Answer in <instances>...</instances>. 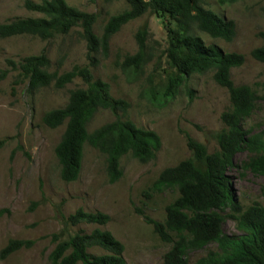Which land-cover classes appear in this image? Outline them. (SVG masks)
I'll use <instances>...</instances> for the list:
<instances>
[{"label": "rangeland", "instance_id": "374dc122", "mask_svg": "<svg viewBox=\"0 0 264 264\" xmlns=\"http://www.w3.org/2000/svg\"><path fill=\"white\" fill-rule=\"evenodd\" d=\"M27 1L41 3L43 0H0V22L42 17L26 8ZM66 2L97 15L94 30L99 37L112 16L129 9L127 0ZM201 3L235 23L236 35L231 42L213 39L200 31L197 34L208 45L245 56L243 66L232 70V80L236 86H250L256 93V110L244 126L251 137L264 138V64L251 55L253 50L264 46V0H201ZM168 22L150 12L129 22L112 37L108 56L100 54L99 65L91 68L95 79L110 85L112 96L130 103L125 117L139 128L155 131L162 142L156 159L149 163L139 162L132 154L123 156L120 162L123 175L115 183L110 182L106 156L88 144L84 147L79 178L68 183L61 177L56 147L62 140L66 123L50 129L44 123V116L65 107L70 92L85 87L82 80L76 79L63 89L52 84L30 91L28 79L10 64L45 52L51 61V73L62 74L75 65H88L81 29L75 28L68 35L47 41L30 35L0 38V76L6 72L0 80V141H3L0 147V254L11 241L32 243L0 259V264H50L49 256L58 243L54 235L61 234V240H65L95 229L109 231L124 245L127 264H164V256L172 244L163 242L143 215L164 223L166 208L179 197V192L172 188L153 192L151 187L165 169L192 156L187 135L206 146L210 153L218 151L215 136L225 128L221 116L232 107L228 90L214 81L213 71L185 79L175 97L163 105L152 100V92L160 90L168 74L173 72L165 55ZM145 26V62L139 69H124L125 58L139 50L136 36ZM114 120L111 111L100 109L89 123L88 131L93 132ZM255 155L253 149H245L236 156L235 167L229 171L236 208L228 205L222 212L226 217L225 238L243 235L240 216L254 205L264 206V175L246 167ZM79 209L107 214L110 221L106 225L66 226L65 219ZM223 248L219 242H213L204 249L189 251L187 263L199 264L210 254L226 255ZM89 252L107 253L100 247H92Z\"/></svg>", "mask_w": 264, "mask_h": 264}, {"label": "trees", "instance_id": "16d2710c", "mask_svg": "<svg viewBox=\"0 0 264 264\" xmlns=\"http://www.w3.org/2000/svg\"><path fill=\"white\" fill-rule=\"evenodd\" d=\"M129 9L112 16L99 37L94 30L97 15L70 6L66 0H43L41 3L27 1L26 8L42 17L16 18L0 22V38L30 35L47 41L58 35H68L80 28L87 45L88 65H75L72 70L59 74L51 73V61L45 52L25 57L20 63L10 62L21 75L28 79V89L35 91L54 85L63 89L76 79L85 87L70 92L65 107L46 113L44 123L56 129L66 123L62 140L56 147L61 164V177L65 182L79 178L84 147L86 144L97 149L107 158V173L111 183L123 175L121 159L132 154L139 162L154 161L161 150L159 135L152 130L137 127L125 117L130 103L112 96L110 85L95 79L91 68L99 65L98 56H108L110 41L123 26L150 12L168 22V47L165 51L167 63L173 70L160 90L151 94L152 100L163 105L172 100L185 79L193 74L214 72V81L228 90L232 107L222 114L225 128L216 133L219 150L210 153L206 146L187 135V145L192 156L175 167L165 169L151 187L153 192L177 189L179 197L166 208V221H156L143 215L148 224L163 242L172 244L164 256V264H188L187 253L206 248L213 242L224 246L226 255H209L199 264H264V206L254 205L245 211L239 220L244 234L230 239L223 236L226 217L223 210L232 205L229 171L235 167L236 156L247 148L256 155L246 164L253 173L264 175V138L251 137L245 129V122L256 110L258 97L250 86H236L232 70L243 66L245 56L228 53L214 44L208 45L197 34H208L213 39L231 42L236 35L235 23L206 9L201 0H127ZM139 50L127 56L122 64L124 69H139L145 62L147 27L136 36ZM252 57L264 64V46L252 51ZM6 72L0 76L4 78ZM109 110L115 120L93 132L88 125L100 110ZM3 141H0V147ZM110 216L101 212L91 213L83 209L65 219L66 226L80 224L106 225ZM176 235V239L173 235ZM58 242L50 254V264H127L124 245L109 231L95 229L91 233L79 232ZM28 241H11L0 254V259L23 248L31 246ZM92 247H100L107 253L94 255ZM225 247L227 250H225Z\"/></svg>", "mask_w": 264, "mask_h": 264}]
</instances>
